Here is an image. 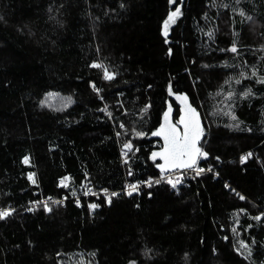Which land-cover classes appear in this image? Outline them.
<instances>
[{
	"label": "trees",
	"instance_id": "trees-1",
	"mask_svg": "<svg viewBox=\"0 0 264 264\" xmlns=\"http://www.w3.org/2000/svg\"><path fill=\"white\" fill-rule=\"evenodd\" d=\"M180 5L0 0V209H15L0 219V264L80 252L97 264H264V0H185L166 43L163 21ZM169 85L201 116L198 165L211 172L129 196L127 184L160 175L151 131L168 104L178 117ZM128 139L140 151L126 164ZM103 189L119 195L108 203Z\"/></svg>",
	"mask_w": 264,
	"mask_h": 264
},
{
	"label": "snow or ice",
	"instance_id": "snow-or-ice-1",
	"mask_svg": "<svg viewBox=\"0 0 264 264\" xmlns=\"http://www.w3.org/2000/svg\"><path fill=\"white\" fill-rule=\"evenodd\" d=\"M182 2V0H181ZM170 4H176L177 0H169ZM123 7V4L121 5ZM181 15V8L178 6L175 8V11H171L168 13L167 18L163 21L162 26V35L165 37V42L167 43V36L169 32V27L176 22L177 17ZM241 15H243V12H241ZM0 19H3V17H0ZM248 19H251V17H248ZM208 36L211 38L212 33H208ZM231 52L236 53L237 48L235 44L230 49ZM169 54H171V49H169ZM92 68L100 69L103 73V79L105 80H113L115 78V73H112L109 71V69L104 66L103 64L99 63H93L91 65ZM257 73L255 70L252 71V76L256 77ZM241 78H248L244 72L240 73ZM257 82L264 83V77L257 78ZM225 83H229V81H225ZM237 84L241 83V80H236ZM93 89L97 92L100 91V89L96 88L95 83H92L91 85ZM169 94L175 96V100L179 102L180 108L178 112V119L175 121L173 120V107L172 104H168L167 110L163 112V121L159 124V127H157L155 130L151 131L152 137H158L162 139L163 143L160 145V148L158 151H152L150 154V159L155 163V166L160 170V173L162 174V178L164 173H170L166 177V181L169 185H171L173 188H176L177 184L181 183L183 178V171L184 170H194L196 172V175H200L202 172H204L203 168L198 167V161L201 157H207L208 153L203 150V148L200 146V142L202 137L204 136V128L201 122L200 114L197 111L195 107L192 106V104L189 102V98L186 94H176L172 92L171 85H169ZM251 94V89L246 90L242 93L243 96L247 97ZM57 94L49 93L48 96L51 98ZM234 95L233 92H228V99H231ZM46 101H42V104H47ZM49 107H51V104H48ZM103 111H107V107L103 109ZM144 111H147V107L144 109ZM230 114V113H228ZM109 117L112 116L111 113H108ZM232 119H236V117L233 115ZM119 128L124 130V135H128V129L125 127L124 123H119ZM131 135L136 138H143L148 135L147 132L144 131H137L135 127L131 130ZM121 136V132H116V137L119 138ZM122 154L125 157V163H128L129 159V153H136L139 152L140 149L136 147L131 139H128L124 142L122 146ZM251 155V153H249ZM218 159V158H217ZM161 161L160 163H156V161ZM25 163L28 162V159L25 158ZM211 171V169H209ZM181 173L178 176H173L171 173ZM128 175H132L131 170L129 169ZM29 179H32V176H29ZM70 179L68 177L64 178ZM35 182V181H33ZM157 184L161 182V180L155 181ZM149 186H151L152 181H146ZM61 184L64 187H68L67 184L64 183V180H61ZM139 189V184H129L127 185V195L131 196L134 192H137ZM104 195L107 197V202L111 203V198L114 196H118L119 193L113 192L111 194L108 193L107 189H103ZM85 195L90 194V189L85 191ZM92 195H95V193H91ZM73 196L76 195L75 192L72 193ZM239 195V193H237ZM50 199V198H49ZM240 199H245V197L240 196ZM55 203H60V201H55ZM79 203V201H77ZM100 205L96 203H92L88 205L90 209H96ZM44 207L47 208V203L45 202ZM31 210V209H29ZM50 210V209H49ZM15 211V209L12 208H4L0 209V219H6L12 213ZM241 211H244L243 209ZM261 217L257 216L254 217V219L259 220ZM232 231L235 233L236 229L233 228ZM227 239V237H225ZM255 241H253L254 243ZM241 247L248 249L249 255L251 254V250L247 244H245L243 241L240 242ZM130 264H135V261L130 262Z\"/></svg>",
	"mask_w": 264,
	"mask_h": 264
},
{
	"label": "built area",
	"instance_id": "built-area-1",
	"mask_svg": "<svg viewBox=\"0 0 264 264\" xmlns=\"http://www.w3.org/2000/svg\"><path fill=\"white\" fill-rule=\"evenodd\" d=\"M197 166L199 167V165H197ZM210 172L211 171H209V169H207V170H204V172H202L200 175H196V172L194 170H184L183 171V178H182L181 183L177 184L176 188H173V189H174V191H178V188H180V187H189L190 186V183H189L188 177H191V176L200 177L202 174H204V173H210ZM180 174L181 173H179V172H177V173H171V175H173V176H178ZM168 175H170V173H164L163 174V177L164 178H162V174L160 173V175L157 176L156 178L150 179L152 181L151 186L154 187V186L160 185V184H162L164 182H167L166 181V177ZM158 179L161 180V182L159 184H157L155 182ZM64 183L67 184V185H69L70 184V180L69 179H66V180H64ZM129 184H127V185H129ZM144 186L150 187L147 183H140L139 184V188L140 189L143 188ZM124 191L127 192V186H126V189ZM91 193H95V192L94 191H90V194L89 195H86V196L87 197H92V196H95L96 195V193H95V195H92ZM108 193L111 194L113 192H108ZM102 196L106 197L103 192H102Z\"/></svg>",
	"mask_w": 264,
	"mask_h": 264
},
{
	"label": "rangeland",
	"instance_id": "rangeland-1",
	"mask_svg": "<svg viewBox=\"0 0 264 264\" xmlns=\"http://www.w3.org/2000/svg\"><path fill=\"white\" fill-rule=\"evenodd\" d=\"M94 254L75 253L60 258V264H97Z\"/></svg>",
	"mask_w": 264,
	"mask_h": 264
},
{
	"label": "water",
	"instance_id": "water-1",
	"mask_svg": "<svg viewBox=\"0 0 264 264\" xmlns=\"http://www.w3.org/2000/svg\"><path fill=\"white\" fill-rule=\"evenodd\" d=\"M184 1L185 0H182V2H181V5L179 6L180 8H181V6L183 5V3H184ZM173 100L176 102V104L179 106V108H180V104H179V102L178 101H176L175 100V96L173 95ZM189 102H190V100H189ZM191 103V102H190ZM193 106V105H192ZM173 107V106H172ZM173 120L175 121L176 119H175V108L173 107ZM200 118H201V116H200ZM177 119H178V117H177ZM163 121V120H162ZM201 122H202V119H201ZM202 125H203V122H202ZM158 138V137H157ZM160 139V138H159ZM161 140V143H163V141H162V139H160ZM159 150V149H158ZM158 150H156V151H158ZM157 161H159V160H157ZM159 162H161V161H159ZM159 170V169H158ZM160 171V170H159Z\"/></svg>",
	"mask_w": 264,
	"mask_h": 264
}]
</instances>
